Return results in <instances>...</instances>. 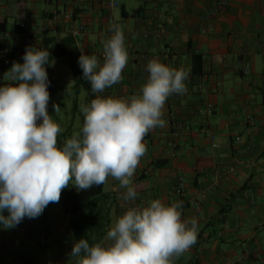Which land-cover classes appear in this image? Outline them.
<instances>
[{"label": "crops", "instance_id": "0c3cea01", "mask_svg": "<svg viewBox=\"0 0 264 264\" xmlns=\"http://www.w3.org/2000/svg\"><path fill=\"white\" fill-rule=\"evenodd\" d=\"M211 7V0H0V20L8 18L0 47L9 58L3 65L0 57V83L13 61L23 63L28 46L42 45L43 34L60 40L82 23L89 33L76 40L79 50L102 63L112 20L123 28L129 63L122 82L100 95L137 93L152 58L188 69L187 91L166 102V126L144 138L147 151L133 177L135 203L181 201L184 218L198 220L197 242L176 264H264V0H230L214 21L206 19ZM57 14L74 20L59 24ZM64 67L55 61L48 77L60 100L72 103L63 97L73 86ZM59 98L50 97L48 112L65 131L66 109L60 104L56 114L53 108ZM207 104L214 107L211 115L200 113ZM157 161L166 163L157 168ZM181 182L185 192L178 196ZM123 191L109 178L112 222L125 211ZM67 225L58 202L15 228L0 227V264H73Z\"/></svg>", "mask_w": 264, "mask_h": 264}, {"label": "clouds", "instance_id": "9594fccd", "mask_svg": "<svg viewBox=\"0 0 264 264\" xmlns=\"http://www.w3.org/2000/svg\"><path fill=\"white\" fill-rule=\"evenodd\" d=\"M103 42V62L80 50L82 78L96 93L80 105L83 124L61 145L64 131L48 112L50 93L46 65L48 49L28 46L23 63L13 61L0 83V227L15 228L25 217L40 216L58 203L70 185L77 191L105 185L109 178L123 189L125 211L106 236L90 243L74 242L73 264H176L198 239V220L184 218L182 202L159 198L136 204L133 177L146 154L145 136L163 128L166 102L187 91L189 70L174 68L158 58L146 64L147 79L128 97L100 95L120 84L129 63L121 25H109ZM60 113L59 104H53ZM7 213V215H5Z\"/></svg>", "mask_w": 264, "mask_h": 264}, {"label": "trees", "instance_id": "16d2710c", "mask_svg": "<svg viewBox=\"0 0 264 264\" xmlns=\"http://www.w3.org/2000/svg\"><path fill=\"white\" fill-rule=\"evenodd\" d=\"M0 31L6 33L8 18L0 20ZM38 49H48L51 56L49 63L57 61L58 63L70 69L73 86L67 92V97L72 99L70 112L66 110V118H69L67 129L60 133L59 143L62 145L66 139L71 138L74 132H79L83 124V114L80 112L81 104H88L97 95L91 91L90 83L82 78V70L78 65L80 50L76 39L71 35L60 40L51 38L48 34H43L42 45ZM53 64L46 65L47 73L51 70ZM48 91L50 97L55 93L53 79L48 77ZM69 93H73L70 96ZM85 95L84 101L81 97ZM58 97V96H57ZM80 117V127L77 126V119ZM165 161H157V168L165 165ZM106 185V184H105ZM105 185L93 186L86 191H77L73 186L64 189L59 200V205L68 217L67 231L74 242L80 238H86L90 243L99 242L105 236L112 224V212L114 198L105 192Z\"/></svg>", "mask_w": 264, "mask_h": 264}, {"label": "built area", "instance_id": "2783aa9c", "mask_svg": "<svg viewBox=\"0 0 264 264\" xmlns=\"http://www.w3.org/2000/svg\"><path fill=\"white\" fill-rule=\"evenodd\" d=\"M211 2H212L211 10L206 16V19L209 21L217 20L218 18L226 14L227 10L230 7V0H211ZM110 7L119 8L120 4L118 2H111ZM54 20L57 21L59 24L65 23V22H72L74 20V15L73 14H64V15L57 14ZM113 23H116V22L112 20L111 24ZM116 24H119V23H116ZM107 32H108V35H111L109 31ZM88 33H89L88 26L82 23L74 27L70 35L77 40L79 38L87 37ZM0 57L2 58L3 65L9 64L7 50L4 46L0 47ZM213 111H214V107L211 104H207L205 108H200V113L206 112L207 115H211ZM211 138H214L213 135H211ZM239 164H241V162ZM236 169H237L236 166L232 167V172H234ZM175 192L178 196H183L185 192V184L183 182L179 183L175 188Z\"/></svg>", "mask_w": 264, "mask_h": 264}, {"label": "rangeland", "instance_id": "374dc122", "mask_svg": "<svg viewBox=\"0 0 264 264\" xmlns=\"http://www.w3.org/2000/svg\"><path fill=\"white\" fill-rule=\"evenodd\" d=\"M64 68H65L69 73H71L70 70H69L68 68H66V67H64ZM61 78H62L61 81H63V80H65V78H67V77H65V76L63 77V75H62ZM72 83H73V82H72ZM67 90L69 91V89H67ZM67 90H66V92H68ZM69 95H70V96H73V93H69ZM57 96H58V93H57V94L53 93V95H52V97L55 98V99H56V98H59V96H58V97H57ZM63 97H67V96L64 95ZM71 98H72V97H71ZM84 99H85V95L83 94V96L81 97V100L84 101ZM66 100H68V99H66ZM66 100H65V101H66ZM57 102L59 103V105L61 104V107H62V108H65L66 110H69V111H70V109H71V107H72V103H69L70 101H69V102H68V101L64 102V101H61L60 98H59V99H57ZM62 102H64V103H62ZM66 117H68V116H66ZM66 117H64V119H63V118H62V119H63V122H64V123H67V124H68L69 118H66ZM77 126L80 127V117H78V119H77Z\"/></svg>", "mask_w": 264, "mask_h": 264}]
</instances>
